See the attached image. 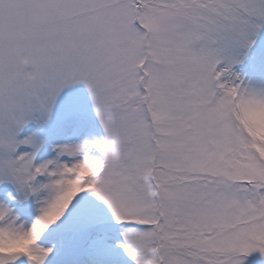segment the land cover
<instances>
[{"label":"snow or ice","instance_id":"6c2138e0","mask_svg":"<svg viewBox=\"0 0 264 264\" xmlns=\"http://www.w3.org/2000/svg\"><path fill=\"white\" fill-rule=\"evenodd\" d=\"M0 264H264V0H0Z\"/></svg>","mask_w":264,"mask_h":264}]
</instances>
